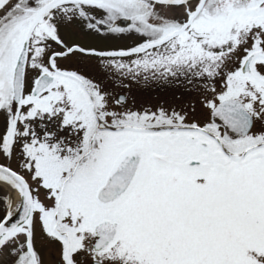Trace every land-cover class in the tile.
<instances>
[{
	"label": "snow or ice",
	"instance_id": "1",
	"mask_svg": "<svg viewBox=\"0 0 264 264\" xmlns=\"http://www.w3.org/2000/svg\"><path fill=\"white\" fill-rule=\"evenodd\" d=\"M0 264H264V0H0Z\"/></svg>",
	"mask_w": 264,
	"mask_h": 264
},
{
	"label": "rangeland",
	"instance_id": "2",
	"mask_svg": "<svg viewBox=\"0 0 264 264\" xmlns=\"http://www.w3.org/2000/svg\"><path fill=\"white\" fill-rule=\"evenodd\" d=\"M153 85L150 89H141L138 94V101L146 107H155L156 105H164L165 107L179 108L181 105L187 107L189 103L196 105L198 93L184 88H166ZM160 89V90H159Z\"/></svg>",
	"mask_w": 264,
	"mask_h": 264
},
{
	"label": "flooded vegetation",
	"instance_id": "3",
	"mask_svg": "<svg viewBox=\"0 0 264 264\" xmlns=\"http://www.w3.org/2000/svg\"><path fill=\"white\" fill-rule=\"evenodd\" d=\"M162 89H166V88H168V87H161ZM171 88V87H170ZM173 89H175V88H173ZM160 90V89H159Z\"/></svg>",
	"mask_w": 264,
	"mask_h": 264
}]
</instances>
